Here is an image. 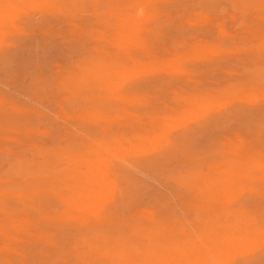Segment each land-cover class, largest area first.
Returning <instances> with one entry per match:
<instances>
[{
	"label": "rangeland",
	"instance_id": "rangeland-1",
	"mask_svg": "<svg viewBox=\"0 0 264 264\" xmlns=\"http://www.w3.org/2000/svg\"><path fill=\"white\" fill-rule=\"evenodd\" d=\"M98 1L54 12L40 2L0 37V183L39 178L50 193L21 216L36 215V228L53 235L0 233V262L7 254L21 264H64L61 255L86 248L91 237L69 219L80 211L64 197L79 199L67 190L79 181L73 156L102 153L114 158L126 191L111 204L116 221L163 213L165 248L182 253L208 221L226 219L252 235L232 249L230 264H264V3ZM95 63L119 70L86 79ZM49 215L56 219L42 220ZM3 216L0 224L13 223Z\"/></svg>",
	"mask_w": 264,
	"mask_h": 264
},
{
	"label": "bare ground",
	"instance_id": "bare-ground-1",
	"mask_svg": "<svg viewBox=\"0 0 264 264\" xmlns=\"http://www.w3.org/2000/svg\"><path fill=\"white\" fill-rule=\"evenodd\" d=\"M88 1L89 0H0V37H1V35L4 34V32H7L8 31V30L6 31V29H8L10 27H13L16 22L17 23L19 22V20L22 18V15L25 14V13H27V9L28 8H30V7L33 8V5H38V4H40V2H43L42 4L46 8H51V11L50 12H52L53 11L52 8L53 9L60 10L62 8H65V7L67 8L68 7V9H70V7L68 5L69 3H71L73 5H75V4L76 5L77 4H79V5L80 4H83L81 6V8L82 7L84 8L85 3L88 2ZM93 1L95 3V1H98V0H91V1H89V3L90 2H93ZM100 1H102V0H100ZM100 1H98V4L100 3ZM103 1L105 2V0H103ZM108 1H106L105 3H107ZM147 1H149V0H147ZM104 2H102L100 4L105 6ZM135 2H136V0H135ZM111 3H113V2L110 1V3H108L107 6L112 5ZM262 3H264L263 0H262ZM88 4H87V6H88ZM100 4L98 5V7L101 6ZM115 4H116V2H115ZM76 5L74 7H76ZM256 5L257 4L253 5V8ZM259 5H261V4L259 3ZM71 7H73V6L71 5ZM110 8H108V9H110ZM94 9H96V7ZM140 9H139V12L141 11ZM45 10L43 12L44 13H48V12H45ZM116 10H119V9L116 8ZM50 12H49V14H50ZM126 13H125V16H126ZM141 13H143V12H141ZM114 14H115V12H114ZM123 14H124V12H123ZM132 15H131V17H132ZM141 15L138 14V17H140ZM114 17H116V16H114ZM142 17H145V15L142 16ZM126 18L127 17H124L123 18V21ZM133 19L135 20L134 17H133ZM139 20H141V19L139 18ZM136 22H138L137 26H136V24H134L132 22L134 24V26H133L134 29L137 28L138 25L141 24V22L139 24V21H137V20H136ZM126 23H127V21H126ZM119 24H120V22H119ZM123 24H124V22H123ZM120 28L123 29L122 27H120ZM126 28H129V27H126ZM139 30H140V28H139ZM130 31H132V30H130ZM110 33H112V32L110 31ZM5 34H7V33H5ZM121 34H123V33H121ZM124 34H127V33H124ZM99 35H100V33H99ZM132 36H134V34ZM101 37L102 36H100V38ZM130 37H131V35H130ZM130 37H129V39H130ZM98 38L99 37H97V39ZM124 38H125V36L122 39H124ZM131 39H132V37H131ZM108 40H109V38H108ZM136 40L137 39L133 40V42L136 41ZM117 41H119V39H117ZM127 41H130V40H128V38H127ZM95 42H96V40H95ZM133 42H130V43H132V45H133ZM138 42H139V40H138ZM93 43H94V41H93ZM125 43L126 42H124V44ZM97 44H99V43L97 42ZM115 44L117 45L116 42H115ZM121 44H122V42H121ZM127 45H128V42H127ZM93 47H94V45H93ZM119 66L122 67V64L119 65ZM100 67H101L100 64H97V63L93 64V66H91V68H90V65H89L86 68V70H85V73H84L85 75L84 74L83 75L85 76L86 79L87 78H91V77L93 78V76L96 77V78H99L101 75H104V76L107 75V74H108V76H110L109 74L114 75L116 73V71H117L116 68L118 66L116 68L115 67L114 68H111L108 65V68L110 67L111 69H108L106 66H105L106 68L105 67L100 68ZM103 68H105V70ZM117 69L119 70V67ZM9 109H10L9 111H11V107ZM13 110H15V109H13ZM17 110L21 111L20 109H17ZM16 115H18V114H16ZM29 118L31 119V117H29ZM97 118H98V116H97ZM23 126H25V125L23 124ZM101 154L97 153L96 155H94L92 157H88V158H81V157H74L73 156V158H74V160H73L74 165H72V163L69 162L71 164V167H72L71 168V171L73 170V173H74V179H75V181H77L76 180L77 177H78L79 181L75 182V184H73V186L71 184L70 185V189H67V190L69 191V193H70V191L72 193H75V194L77 193L79 195V199H71V197L68 198V199H67V197H64V198H65L66 203L69 205V207L72 210L74 208V209H76V210L78 209L80 211V213H78L77 216L73 217V220H72L71 216H70L69 219H71V221H77V224L80 225L78 227H82V230H84L83 236L85 238L86 237L87 238H90L91 237V239H89L90 240L89 244L87 246L85 245L86 246L85 249L84 248L81 249V247L78 246L77 249L75 250V252L73 254H68L67 256L61 255V260H62V262H64V264H230V261H231V257L230 256H232V251L234 250V248L237 247V245L239 243L241 244V242L245 241L247 238H248V240H250L249 237L252 236V235L248 236L250 234V232L246 233L244 231V230H247V228L245 229L243 227L244 228V230H243L242 227H241V224H239L240 225L239 226L236 222L229 228V225L227 224V220L226 219H225V221L222 220V222H221V220L219 221L218 220L219 218H217V220H214L212 222H215V224H218V225H215V224L214 225L213 224L210 225V221L211 220L208 221L207 222L208 223L207 224L208 226L206 227V229L209 232L205 228L201 227V229H204V231L206 230L207 233H205L206 231L204 232L203 230L200 232V230H201L200 229L198 231L199 232L198 233L199 234L198 235L199 238L196 239L195 241L191 242L189 248L185 249V251H183L181 253V252H178L179 249H181L178 246L175 247V246L170 245V247L165 248L166 243L164 242L165 241L164 240L165 239L164 238L165 233H164L163 217H162L163 213H161L160 216H158L159 213H157V211H156L157 215L155 213L154 214L153 213L150 214L147 211L148 216L146 215L147 216L146 217L147 219H146L145 222H142L141 220L139 221V220H136L135 219L133 221L132 220L131 221H127L126 220L127 223L123 224L124 223V220L123 219H122L123 221L121 220L123 223H121V221H119V222L116 221L114 219V217H113V215L115 214V209H113L114 207H112L111 204H113V203L116 204V202H118L119 199L125 200L122 197L125 196V192L126 191L121 186V183L119 182L122 179V178L120 179V176H122V175L115 168V166H116L115 163L116 162H114L115 160L113 161L114 158L112 159V156L104 157L105 155L102 156L103 154L102 155ZM67 161H70V159L67 158ZM128 166H129V164H128ZM119 169H120V167H119ZM8 180H10V178ZM17 180L19 181V179H17ZM37 180L39 181L40 179L39 178H28L25 181H23L22 185L20 183L21 180L19 181L18 184H17V181H16L15 185H10V184L7 185V182L9 183V181L6 182V185L0 183V222L2 221L1 218L4 217L3 215H6L8 217H10L12 215V221L11 222H13V223L5 226V224H8V223L7 222L4 223V221H3L4 224L3 223L0 224V233L1 234H3L4 232H5L4 234H7L6 231L9 232L11 230H14L16 232H18L19 230H21V233H22V231H23V233H25V235L27 233V237L28 238L29 237L30 238H34V239H42V238H45L46 240H51V238H52L53 235H51L50 233H48V231H44L42 233L39 231L40 230V227H39V224H40L39 223V221H40L39 219L40 218L37 219L36 218L37 217L36 215H32V216H34V218L29 219L30 220L29 221L27 219L26 220H23L24 218L22 216H24V215L21 216V212H27V210H28V212L31 209H35L37 211L38 210V206H39L37 197H40L45 192L49 191V190L44 189L43 186L42 187L38 186V183L35 182ZM33 182H35L37 184V186H34V187L31 186L33 184ZM121 182L124 183V181H121ZM49 193H50V191H49ZM62 195L65 196L64 193ZM14 206H18V207L17 208H14ZM112 209L114 211H112ZM111 213H114V214L111 215ZM14 214H18L20 217H22V218H18V219H21V220H18L16 218V215L13 216ZM31 214H29V216ZM43 215H45V214H43ZM14 217L16 219H13ZM39 217H41V216H39ZM4 218H6V217H4ZM9 219L10 218H8L6 220H9ZM43 219L44 220L46 219V221H48V220H54L56 218L55 217H50V215H49V218L47 216V218H42V220ZM204 223H206V222H204ZM204 223H202V226L203 225H206ZM37 225L39 227V230L36 228ZM200 225H201V223H200ZM75 229H77L76 226H75ZM1 234H0V236H1ZM21 237H20V239H21ZM16 238H18V237H16ZM250 238H252V237H250ZM17 240L19 241V238ZM37 241H39V240H37ZM42 241H43V239H42ZM41 242H40V244H41ZM14 243H15V239H14ZM29 244L31 245V243H29ZM43 244H45V243H43ZM51 244H56V243L55 242L53 243L51 241ZM243 244L244 243H242V245ZM46 245H47V243H46ZM83 245H81V246H83ZM96 245L98 246L97 248H96ZM4 247H6V246H4ZM48 247H49V245H48ZM238 247H239V245H238ZM2 248H3V246H2ZM8 250H10V249H8ZM19 250L21 251L23 249H20L19 248ZM19 250L17 249L16 252H18ZM16 252L13 251L11 253V251H10V254H13V256L16 257ZM23 252H25V251L23 250ZM247 252H249V251H247ZM5 253H8L7 249H6V252ZM65 253H67V252H65ZM20 254H22V253H20ZM25 254H26V252H25ZM239 254H241V253H239ZM79 255H82L85 258L83 259V257H82V259H81ZM5 256H6V258L4 257L5 260L2 263L0 262V264H14L15 262H17L18 264H21V263H19V261H15V262L13 261L14 262L13 263L12 262V259H11V256L12 255L11 256L10 255L7 256V254H6ZM167 256H168V258L166 259ZM18 257H20V256H18ZM26 257H27V255H26ZM31 257H33V256H31ZM37 257H40V258L42 257L43 258L44 256L41 255V256H37ZM56 257H58V256H56ZM1 258H2V256L0 257V259ZM30 262L31 261H27L28 264H31Z\"/></svg>",
	"mask_w": 264,
	"mask_h": 264
}]
</instances>
